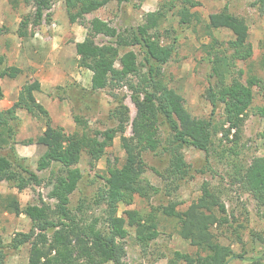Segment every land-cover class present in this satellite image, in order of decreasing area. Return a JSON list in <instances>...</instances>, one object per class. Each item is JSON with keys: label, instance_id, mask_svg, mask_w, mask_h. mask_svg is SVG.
I'll return each instance as SVG.
<instances>
[{"label": "trees", "instance_id": "obj_1", "mask_svg": "<svg viewBox=\"0 0 264 264\" xmlns=\"http://www.w3.org/2000/svg\"><path fill=\"white\" fill-rule=\"evenodd\" d=\"M31 1L35 7L33 25L38 26L44 20L45 11L50 9L51 0ZM107 1L65 0L70 22H82L87 14ZM180 2L179 8H176L174 0L169 9L177 11L182 24H204L210 35L213 30L227 28L235 35L229 42L232 53L216 50L219 41L214 36L212 42L206 44L212 62V76L216 78V84L209 86L206 96L213 106V112L223 102V122L219 124L214 117L192 115L185 106L182 94L168 85L162 65L172 58L174 47L162 44L158 31L152 32L166 18L164 9L146 13L145 21L131 34L120 33L107 21L94 17L89 35L76 43L82 65L93 73L91 87L100 90L109 84L129 86L136 107L132 136L123 135L121 138L124 161L118 165V159H107L105 186L95 196V204L104 207V214L102 218L91 216L85 211L84 201L76 209L73 208L72 195L83 177L77 164L83 151L95 160L105 154L108 142L125 131L127 108L121 100V107L112 112L113 117L119 120L118 125L105 130H93L86 120L75 116L79 130L69 133L63 126L53 124L49 110L37 100L35 93L42 88L39 80L34 79L22 87L19 99L12 106L0 111V149L9 150L7 154L0 153V185L7 181L22 191L43 183L42 177L27 159L18 158L15 153L21 125L17 110L25 108L32 114L46 118L42 134L25 141H37L46 147L37 161V170H45L53 164L60 167L51 170L48 181V197L55 202L51 204L39 195L40 205L28 204L23 208L16 195L0 194V212L26 214L32 221L29 231L15 232L9 243H4L0 238V264H6L7 250H18L26 243L30 245L27 264H144L126 260V239L132 228L139 245H150L160 235L158 222L152 215L145 217L138 208H128L120 213V205H131L135 195L146 197L152 192L161 191V188L147 184L143 176L147 165L144 152L159 151L163 144L161 125H167L172 130L171 138L162 147L169 156L168 166L164 171H156L161 177L178 188L180 181L191 173L185 165L181 149L185 145H192L209 155L214 151L216 138L222 133L218 143L221 147L220 160L227 157L233 159L232 182L238 183L254 197L264 218V156H255L249 164L238 162L242 126L251 114L264 117V75L251 72L244 78L246 71L238 65L239 61H248L254 53L249 41V25L244 18L234 15L228 5L205 19L199 12L191 11L190 7L196 4L194 1ZM255 4L264 14V0H255ZM27 23L23 24L25 28ZM21 31L22 34L26 33V29L21 28ZM97 34L115 38V43L99 45L94 38ZM129 45H139L145 54L144 61H139L137 51L127 49ZM117 61L120 62L119 66L116 65ZM234 71L237 78L230 79ZM23 72L15 65L8 71L0 69L1 76L6 75L11 79ZM133 76L137 77V81ZM257 95L261 96L262 102L254 104ZM3 96L0 91V100ZM233 130L235 132L232 134ZM201 189V195L186 209H179L180 201L163 208L165 215L177 219L178 235L197 248L194 254L174 250L168 264H229L235 258L244 257V254H236L230 244L222 242L214 233L215 225H228L230 219L210 184L204 182ZM237 234L240 235V232Z\"/></svg>", "mask_w": 264, "mask_h": 264}, {"label": "rangeland", "instance_id": "obj_2", "mask_svg": "<svg viewBox=\"0 0 264 264\" xmlns=\"http://www.w3.org/2000/svg\"><path fill=\"white\" fill-rule=\"evenodd\" d=\"M192 1L196 4L190 7L191 11L199 12L205 19L228 5L234 15L247 21L249 41L254 53L248 61H239L238 65L246 71L244 78L251 72L264 75V14L257 9L255 0ZM172 2L174 0H109L87 14L82 22L71 23L65 0H51V7L45 11L44 20L40 25L34 26L35 7L31 0H0V28L3 30L0 32V69L8 71L13 65H20L24 70L15 79L0 75V91L4 95L0 100V111L12 106L19 99L22 87L34 79L39 80L41 88L43 85V89L37 93V100L49 110L53 124L63 126L69 133L79 130L75 116L86 120L93 130H105L118 125L119 120L113 117L112 112L121 107V100L127 108L125 131L108 142L105 154L100 159L95 160L86 151L82 152L77 166L83 177L72 195L71 204L74 209L84 201L85 211L91 216L102 218L104 207L95 204V196L105 186L107 159H118V165L124 161L121 138L123 135L132 136V120L136 115L133 91L129 86L109 84L100 90H93L91 87L92 72L82 65L76 43L89 35L94 17L107 21L120 33L131 34L145 21L146 13L164 9L166 18L152 32L158 31L162 44L174 47L172 58L162 65L168 85L182 94L185 106L192 115L214 117L219 124L225 118L223 102L213 112V106L206 96L209 86L216 84L206 44L212 42L214 36L219 41L216 50L232 53L233 48L229 42L235 35L227 28L213 30L210 35L204 24H182L177 11L169 9ZM175 3L176 8H179L180 0H175ZM26 21L28 23L25 28L23 24ZM21 28L26 29V33L22 34ZM94 38L99 45L115 43V38L103 34H97ZM127 49L137 51L139 61H144L145 54L139 45H129ZM116 65L119 66L120 62L117 61ZM234 78H237L236 71L230 76V79ZM133 79L137 81L136 76ZM261 102V96L257 95L254 104ZM17 112L21 125L16 137L15 153L18 158L27 159L42 177L43 183L19 191L4 181L0 185V194L16 195L23 208L28 204L40 205V196L52 204L55 201L48 197V181L51 170H58L60 167L53 164L45 170H37V161L46 147L37 141H25L36 139L42 134L46 118L32 114L25 108H20ZM234 132L235 130L232 134ZM171 134L172 130L167 125H161L160 137L163 144L159 151H147L143 154L147 164L143 171L144 180L147 184L161 188V191L152 192L146 197L135 195L131 205H120V213L128 208H138L145 217L152 215L160 230L159 237L143 247L137 243L134 230L130 228L131 234L126 239V260L130 263L168 264L174 250L196 253L197 248L178 235L177 219L165 215L163 208L180 201L179 209H186L201 195L203 183L208 182L220 197L230 219V224L215 225L213 231L222 242L230 244L236 254H244L243 258H235L229 264H264V218L254 197L238 183L232 182L233 159L227 157L220 160L221 147L218 143L222 133L216 138L214 151L209 155L192 145H185L181 149L185 165L190 168L191 173L180 181L178 188L156 172L164 171L168 166L169 156L163 152L162 147L171 138ZM239 134L238 162L249 164L255 156H264V117L251 114ZM8 152L7 148L0 149L1 154ZM31 224L32 221L26 214L0 212V238L4 243H9L15 232L29 231ZM29 248L30 245L26 243L18 250H7L6 264H27Z\"/></svg>", "mask_w": 264, "mask_h": 264}, {"label": "crops", "instance_id": "obj_3", "mask_svg": "<svg viewBox=\"0 0 264 264\" xmlns=\"http://www.w3.org/2000/svg\"><path fill=\"white\" fill-rule=\"evenodd\" d=\"M19 66H20V65H19ZM21 67H22V66H21ZM90 71H91V70H90ZM91 72H92V71H91ZM92 74H93V73H92ZM91 82H92V77H91ZM42 89H43V85H42ZM37 93H38V92L35 93L36 96H37ZM43 105H44V104H43ZM44 106H45V105H44Z\"/></svg>", "mask_w": 264, "mask_h": 264}]
</instances>
